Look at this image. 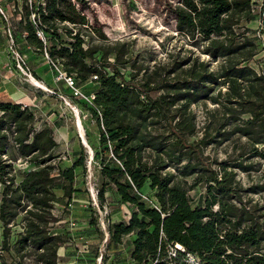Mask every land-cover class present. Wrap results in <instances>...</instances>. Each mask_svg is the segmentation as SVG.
I'll list each match as a JSON object with an SVG mask.
<instances>
[{
  "label": "trees",
  "instance_id": "16d2710c",
  "mask_svg": "<svg viewBox=\"0 0 264 264\" xmlns=\"http://www.w3.org/2000/svg\"><path fill=\"white\" fill-rule=\"evenodd\" d=\"M75 2L80 11L71 0H46L45 14L38 10L45 44L36 37L24 7L25 36L16 40L42 56L46 52L83 93L94 95L88 105L64 92L95 118L101 145L109 144L104 148L109 158L100 169L106 183L99 196L102 199L106 186L112 185L122 202L135 207L127 222L108 226L107 241L121 245L123 237L133 236L134 264H189L188 255L198 264H264V219L242 202L234 172L249 173L252 158L264 160V151L258 150L264 145V64L258 70L250 65L263 48L247 36L250 30L242 23L252 21L255 0H181V6L170 5L177 34L191 46L203 43L209 60L190 55L152 69L137 66L125 44L108 47V52L90 46L92 30L80 14L85 2ZM64 22L74 25V35ZM97 37L106 40L101 31ZM108 53H113L112 63L106 61ZM218 60L213 71L208 62ZM126 65L133 70L128 78L120 72ZM207 102L219 106L217 111L227 118L213 128L206 124L199 135L192 105ZM35 122L31 109L0 99V237L1 250L10 257L6 262L0 255V264H58L62 240L51 233L57 222L52 215L54 189L59 187L70 201L74 170L84 166L80 158L55 170L50 164L56 148L52 132L38 129ZM232 136L246 139L242 149L250 151L213 167L205 149ZM10 149L17 159L33 165L18 181L12 175ZM169 167L182 177L194 175L190 190L204 185L200 203L193 205ZM146 187L154 193L152 207L140 199ZM18 216L21 232L10 245ZM175 245L183 252L176 251L173 258L168 252Z\"/></svg>",
  "mask_w": 264,
  "mask_h": 264
},
{
  "label": "rangeland",
  "instance_id": "374dc122",
  "mask_svg": "<svg viewBox=\"0 0 264 264\" xmlns=\"http://www.w3.org/2000/svg\"><path fill=\"white\" fill-rule=\"evenodd\" d=\"M21 0H18L20 3ZM170 3L168 0H93L92 4L85 8L88 16L89 32L88 44L98 46L108 52V47L125 44L137 66L153 68L156 65H166L174 58H184L193 55L203 61H208V55L203 52V43L194 47L188 39L177 34L174 23L170 17ZM172 6V5H171ZM252 21H243V26L249 28L248 37L257 40L259 50H263L250 61V65L259 69L264 64V2L255 0ZM15 25L16 21H12ZM97 31H101L106 40L97 37ZM239 31V30H237ZM5 37V36H4ZM3 37V38H4ZM6 39V37H5ZM20 51L30 68L32 77L41 84L38 87L34 80L26 78L15 66L12 57L9 63L0 66V97L5 100L8 88L17 92L15 102L27 105L36 115L35 126L38 129L49 128L51 136L56 143L55 156L50 164L55 170L68 168L75 162L84 158V166L74 170L75 180L72 185L71 200L63 196L59 187L54 189L56 200L53 204L52 215L57 222L51 229L53 235H58L62 240V246L58 249V264H134L130 259V240L133 236H125L121 245L107 241L108 226L118 222H127L135 207L121 201L112 185H107L102 195L99 190L106 180L100 174L101 163L109 158V152L104 148H110L109 144L101 145L99 130L96 120L85 109H79L74 103L70 104L75 110L65 105L52 90L56 88L58 93L67 92L62 84H56L51 70L46 65L45 57L34 49L19 41ZM7 54V53H6ZM97 52L95 56H100ZM129 56V55H128ZM113 53H108L106 61L113 62ZM2 56H0V63ZM221 60L208 62L213 71H217ZM14 64V65H13ZM120 72L126 78L133 73L130 65L120 67ZM44 76V77H43ZM47 77V80L44 78ZM140 78V76H139ZM44 79V80H43ZM42 81V82H40ZM225 90V89H224ZM223 92V89H222ZM75 105V106H74ZM219 106L207 102L192 105V111L196 116L198 134L201 135L203 127L210 123L213 128L218 122H223L227 114L217 111ZM77 120H80L86 146L82 144ZM227 126L225 129H229ZM246 139L232 136L229 140L217 141L205 149V155L209 162L216 167L215 162H233L241 152H249V148L242 149ZM88 146L91 147L90 150ZM258 150L264 151V145L258 146ZM11 151L12 175L18 181L22 174L33 165L26 160L17 159L14 151ZM93 152V153H92ZM253 171L249 173L235 169V181L239 186L242 202L247 207L256 210L258 216L264 219V160L260 157L249 161ZM118 165V163H117ZM167 170L174 175L175 180L187 188V194L195 206L200 203L205 190L204 185H198L190 190L189 186L194 175L180 176L173 167ZM153 192L147 187L143 189L140 199L146 205L152 207ZM232 204L240 207L235 200ZM214 210L217 206L213 207ZM21 216H18L15 225L11 227L9 244L12 245L16 235L21 232ZM1 232V225H0ZM2 239L0 237V255L6 262L10 257L1 250Z\"/></svg>",
  "mask_w": 264,
  "mask_h": 264
},
{
  "label": "built area",
  "instance_id": "2783aa9c",
  "mask_svg": "<svg viewBox=\"0 0 264 264\" xmlns=\"http://www.w3.org/2000/svg\"><path fill=\"white\" fill-rule=\"evenodd\" d=\"M172 6H181V0H168ZM74 4L76 10L80 11V5L75 2V0H71ZM86 8L92 4L93 0H84ZM45 5L46 0H21L18 3V0H0V27L4 36L6 37L7 45H6V53L7 56L12 57V60L15 66L22 72V74L29 78L31 81L34 80L32 77V73L30 71L29 66L26 63L24 56L20 51V43L16 40L17 36H25V32L23 31V26L25 24V10L24 7L28 8V21L33 25L35 29L36 37L41 40L45 44V37L43 34V29L41 28V24L39 22V11L45 14ZM39 10V11H38ZM80 14L89 21L88 16L86 14L85 9L81 10ZM16 21V24L13 25L12 21ZM62 25L67 26L69 29L73 31L72 35L76 33L74 30V25L64 22ZM83 28H87L88 26L84 25ZM29 48V47H27ZM44 57L46 60V64L48 68L51 70L54 81L56 84H62V87L73 97L78 100L84 101L88 105H92V100L94 99L93 94H85L82 91V87L77 85V82L73 78V76L68 75L63 69L61 68L60 64L53 62L48 57L47 53L44 52ZM13 64V65H14ZM96 79V77H93ZM39 87V86H38ZM43 88V86H42ZM54 90L57 92L56 88ZM52 90L54 95L58 96L62 101H64L65 105H67L70 109L75 110V107H72V101L69 97L65 96L64 93H55ZM224 90V88H223ZM28 107L27 105H23V108ZM32 110V109H31ZM176 251L183 252V249L175 245L173 248L169 249L168 255L170 257H175ZM187 262L189 264H198V259L194 258L193 256H187Z\"/></svg>",
  "mask_w": 264,
  "mask_h": 264
},
{
  "label": "crops",
  "instance_id": "0c3cea01",
  "mask_svg": "<svg viewBox=\"0 0 264 264\" xmlns=\"http://www.w3.org/2000/svg\"><path fill=\"white\" fill-rule=\"evenodd\" d=\"M4 37V34H3V32H2V29H1V27H0V56H2V62L0 63V66H5L6 64H8L9 63V57L7 56V54H6V45H7V41H6V39H5V37ZM28 49V48H27ZM47 65V64H46ZM44 77V76H43ZM45 80H47V77L46 78H44ZM43 79V80H44ZM40 82H42V81H40ZM43 83V82H42ZM53 87V89H54V86H52ZM13 87H9L8 88V91H7V93L8 94H6L5 95V98H9L8 100L7 99H5V100H3L1 97H0V99L3 101V102H8V103H15V104H19V102H15V100H17L18 99V97H20V96H17V92L16 91H14L13 89H12ZM17 97V99H15Z\"/></svg>",
  "mask_w": 264,
  "mask_h": 264
},
{
  "label": "bare ground",
  "instance_id": "6f19581e",
  "mask_svg": "<svg viewBox=\"0 0 264 264\" xmlns=\"http://www.w3.org/2000/svg\"><path fill=\"white\" fill-rule=\"evenodd\" d=\"M34 83L37 84V86L42 87L41 84H39V83H38L37 81H35V80H34ZM77 121H78V122H77V124H78L77 126H78V129H79V131H80V132H79L80 137H81V139L83 140L84 145L86 146V141H85V138H84V134H83V132H82V127H81V124H80V120H77ZM86 147H87V146H86ZM90 148H91V147L88 146V149H89V150H90ZM92 153H93V152H92Z\"/></svg>",
  "mask_w": 264,
  "mask_h": 264
},
{
  "label": "water",
  "instance_id": "95a60500",
  "mask_svg": "<svg viewBox=\"0 0 264 264\" xmlns=\"http://www.w3.org/2000/svg\"><path fill=\"white\" fill-rule=\"evenodd\" d=\"M82 144L84 145V142H83V140H82Z\"/></svg>",
  "mask_w": 264,
  "mask_h": 264
}]
</instances>
